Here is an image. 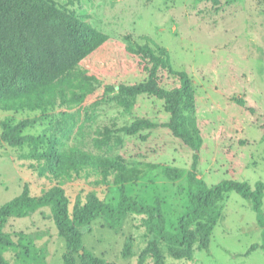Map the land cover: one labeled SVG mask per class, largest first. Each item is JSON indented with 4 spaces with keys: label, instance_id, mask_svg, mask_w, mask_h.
<instances>
[{
    "label": "rangeland",
    "instance_id": "1",
    "mask_svg": "<svg viewBox=\"0 0 264 264\" xmlns=\"http://www.w3.org/2000/svg\"><path fill=\"white\" fill-rule=\"evenodd\" d=\"M67 9L83 8L90 23L109 36V41L87 57L80 68L98 78L86 100L41 110L0 107V139L6 127L30 120L24 135L35 140L18 147L0 144V208L21 195L26 185L32 196L54 187L65 189L73 209L95 191L104 202H117L118 187L99 184L100 177L67 180L42 174L39 167L51 139L62 149L78 147L94 154L119 157L140 170V178L126 184L128 193L146 202H163L168 227L173 230L190 206L186 177L169 180L164 167L190 171L194 150L165 128L127 136L121 128L137 119L165 123L170 115L164 102L148 95L136 98L119 93L121 84L148 79L140 58L129 47L150 46L154 40L169 52L175 70L189 74L196 92L191 113L203 135L198 173L210 186L222 180L264 182V0H54ZM75 6H71V3ZM165 89L179 86L176 76L164 69L159 74ZM114 87L110 89L109 87ZM115 132L110 147L99 149V131ZM222 217L208 250L196 248L193 259L167 264H264V250L246 256L261 242V228L250 200L235 192L222 201ZM264 208V207H263ZM144 216L130 214L114 225L102 217L83 228L84 245L107 264H138L141 251L153 239ZM7 233H23L25 244L45 252L44 264H63L66 245L58 234L51 210L29 217L11 218L3 224ZM130 245L131 254L125 256ZM7 258L13 263L12 254ZM21 264V263H20ZM148 264H155L152 259Z\"/></svg>",
    "mask_w": 264,
    "mask_h": 264
},
{
    "label": "trees",
    "instance_id": "2",
    "mask_svg": "<svg viewBox=\"0 0 264 264\" xmlns=\"http://www.w3.org/2000/svg\"><path fill=\"white\" fill-rule=\"evenodd\" d=\"M71 6H75L72 2ZM91 15L83 8L67 9L54 0H0V107L4 110L57 108L86 100L93 94L98 78L81 69L80 64L109 41V36L90 23ZM150 46L129 47L131 54L140 58L148 79L144 82L118 87L124 97L148 95L164 102L170 120L165 123L137 119L121 128L127 136L144 131L168 129L194 150L190 171L164 167L169 180L187 178L190 187V206L178 220L175 229L168 227L163 202L139 200L128 193L126 184L140 178V170L119 157L94 154L78 147L62 149L60 139L53 137L39 167L42 174L58 180H74L97 174L98 183L116 185L117 202L102 201L95 191L86 196L83 204L77 199L73 209L64 188L57 186L40 196H32L28 185L21 195L0 208V264H44L45 252L34 243L25 244L23 233H7L3 224L11 218L22 219L45 208L51 210L58 234L64 239L66 251L63 264H107L87 250L83 228L105 217L114 225L130 214L144 216V226L153 236L139 255L138 264H167L174 260L194 258L196 248L208 250L216 225L222 217L220 201L235 192L250 200L261 228V242L250 247L246 256L264 250V182L254 187L247 182L222 180L210 186L198 173L203 148V135L191 113L196 107V92L186 72L173 68L169 52L154 40L146 38ZM167 69L179 80V86L165 89L159 74ZM111 90L114 87H109ZM32 125L25 120L14 127H6L1 142L11 147L35 140L24 135ZM115 131L109 127L99 131L95 144L99 149L110 147ZM27 242V241H26ZM131 254L130 245L125 256Z\"/></svg>",
    "mask_w": 264,
    "mask_h": 264
}]
</instances>
